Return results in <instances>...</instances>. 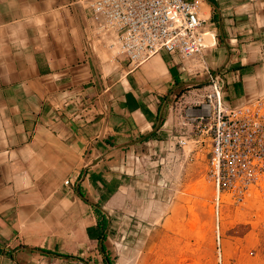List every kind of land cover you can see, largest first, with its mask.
<instances>
[{
	"label": "crops",
	"instance_id": "crops-1",
	"mask_svg": "<svg viewBox=\"0 0 264 264\" xmlns=\"http://www.w3.org/2000/svg\"><path fill=\"white\" fill-rule=\"evenodd\" d=\"M203 6L226 49L215 72L226 93L263 88L264 0ZM92 24L85 0H0V264H103V244L112 259L116 213L138 185L136 156L168 137L173 90L202 81L167 52L126 71ZM96 209L110 223L105 240Z\"/></svg>",
	"mask_w": 264,
	"mask_h": 264
},
{
	"label": "built area",
	"instance_id": "built-area-1",
	"mask_svg": "<svg viewBox=\"0 0 264 264\" xmlns=\"http://www.w3.org/2000/svg\"><path fill=\"white\" fill-rule=\"evenodd\" d=\"M85 1L92 11L94 38L128 71L167 52L177 54L190 73L205 72L209 80L180 108L179 129H170L154 153L135 158L137 164L144 162L145 174L158 179L157 188H171L175 170L202 154L206 175L216 188L217 221L224 196L242 203L255 190L264 192V87L242 99L227 98L223 72L213 73L206 60L217 33L205 16L204 0ZM209 34L215 38L213 45L207 42ZM174 104L177 108L178 102Z\"/></svg>",
	"mask_w": 264,
	"mask_h": 264
},
{
	"label": "rangeland",
	"instance_id": "rangeland-1",
	"mask_svg": "<svg viewBox=\"0 0 264 264\" xmlns=\"http://www.w3.org/2000/svg\"><path fill=\"white\" fill-rule=\"evenodd\" d=\"M224 56V46L206 52L213 73ZM107 58L113 59L112 54ZM186 72L204 82L173 90L167 123L172 131L180 127L185 100H194L208 80L205 72ZM143 163L135 167L138 185L129 204L116 213V232L108 240L114 264H264V192L255 190L242 203L224 196L217 221L216 188L206 175V156L177 168L174 184L166 189L157 188L158 179L143 172Z\"/></svg>",
	"mask_w": 264,
	"mask_h": 264
},
{
	"label": "trees",
	"instance_id": "trees-1",
	"mask_svg": "<svg viewBox=\"0 0 264 264\" xmlns=\"http://www.w3.org/2000/svg\"><path fill=\"white\" fill-rule=\"evenodd\" d=\"M233 69H238V66H234ZM176 80H177V82L179 81L178 78ZM203 85H206V83L203 84ZM233 87H234L233 89L235 90V92L238 93V90L242 87V83L241 82H236V83H234ZM227 98L229 100H236L234 97H232L231 94H227ZM164 122H165V120H163V123ZM150 138H152V137H149L146 140H149ZM96 211H97V214H98V224H97V228H96V231H97L96 238H98V239L104 238V240H105L107 238L106 228H107V225H108V217L100 209H96ZM89 234L92 235L90 229H89ZM93 237H95V235H93ZM103 251L105 253V259H104L103 264H114L113 260L111 259L110 255H109V253L107 252L106 246L104 244H103Z\"/></svg>",
	"mask_w": 264,
	"mask_h": 264
},
{
	"label": "water",
	"instance_id": "water-1",
	"mask_svg": "<svg viewBox=\"0 0 264 264\" xmlns=\"http://www.w3.org/2000/svg\"><path fill=\"white\" fill-rule=\"evenodd\" d=\"M202 82H204V81H201V82H196V83H202ZM206 83H208L209 82V80H206L205 81ZM195 83V82H194ZM161 115L162 114H160V119H159V124H158V126H157V128L160 126V123H161ZM147 136H143L141 139H139V140H143V139H145ZM139 140H135V141H132L131 143H135V142H137V141H139ZM131 143H128V144H125V146L126 145H129V144H131ZM101 159V157H99V158H96L94 161H93V163L92 164H95L98 160H100ZM91 164V165H92ZM109 225H110V223H109ZM108 225V226H109ZM103 240H101V242H102Z\"/></svg>",
	"mask_w": 264,
	"mask_h": 264
},
{
	"label": "bare ground",
	"instance_id": "bare-ground-1",
	"mask_svg": "<svg viewBox=\"0 0 264 264\" xmlns=\"http://www.w3.org/2000/svg\"><path fill=\"white\" fill-rule=\"evenodd\" d=\"M202 8H203V10L205 11V16H208V14H209V9H208V7H207V6H203ZM214 41H215L214 36H213L212 34H209V35L207 36V42H208V43H214ZM156 55H157V54H156Z\"/></svg>",
	"mask_w": 264,
	"mask_h": 264
}]
</instances>
